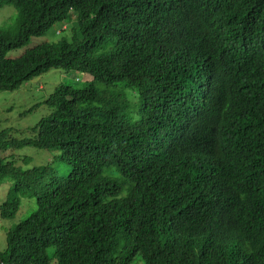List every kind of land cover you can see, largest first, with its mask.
<instances>
[{
	"label": "trees",
	"instance_id": "obj_1",
	"mask_svg": "<svg viewBox=\"0 0 264 264\" xmlns=\"http://www.w3.org/2000/svg\"><path fill=\"white\" fill-rule=\"evenodd\" d=\"M5 6L0 92L91 79L39 103L29 136L0 131V219L34 206L0 264H264V0ZM55 25L69 35L5 58Z\"/></svg>",
	"mask_w": 264,
	"mask_h": 264
},
{
	"label": "rangeland",
	"instance_id": "obj_2",
	"mask_svg": "<svg viewBox=\"0 0 264 264\" xmlns=\"http://www.w3.org/2000/svg\"><path fill=\"white\" fill-rule=\"evenodd\" d=\"M18 21V14L15 9L10 6H5L0 9V30L7 29L15 32ZM71 23V27L73 26ZM66 26L55 25L43 37H32L24 47L8 51L5 55L6 59H17L31 48L42 44L57 42L62 37H67L68 31H65ZM91 79L88 75L78 73H69L64 70H50L46 74L36 77L28 83L21 86L15 91L0 92V131L3 129H11V135L17 139L29 136L27 130L36 124L41 118L47 115V109L42 103L54 90L62 85L76 86L85 83ZM37 105L32 111H30ZM30 111V112H28ZM26 153L25 151H23ZM30 152V153H29ZM28 154L34 155L33 151ZM7 186L0 185V204L5 199ZM24 202L16 214L15 218L8 221L0 219V252L5 249V234L9 229H12L17 224L25 220L33 211V207L27 209ZM52 253V250H49ZM50 264H58L56 259H53ZM133 264H143L139 259H135Z\"/></svg>",
	"mask_w": 264,
	"mask_h": 264
}]
</instances>
